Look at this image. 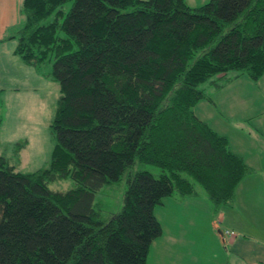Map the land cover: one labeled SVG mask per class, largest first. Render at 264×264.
<instances>
[{"label": "trees", "instance_id": "trees-1", "mask_svg": "<svg viewBox=\"0 0 264 264\" xmlns=\"http://www.w3.org/2000/svg\"><path fill=\"white\" fill-rule=\"evenodd\" d=\"M19 17L14 54L51 62L60 95L48 166L0 157V264H146L162 199L199 187L213 213L233 204L250 170L193 108L264 74V0H21ZM124 175L121 209L104 218L95 196Z\"/></svg>", "mask_w": 264, "mask_h": 264}, {"label": "crops", "instance_id": "crops-1", "mask_svg": "<svg viewBox=\"0 0 264 264\" xmlns=\"http://www.w3.org/2000/svg\"><path fill=\"white\" fill-rule=\"evenodd\" d=\"M20 4L21 0H0V85L5 86H0V98L7 92L18 94L17 89L6 86L16 78L29 82L28 87L33 82L32 66L14 54L16 41L7 37L19 27ZM222 90H231L234 104H242L244 113L240 119L221 120V129L212 128L227 138L231 151L242 157L250 172L240 181L233 204L217 214L199 188L194 197L172 196L154 208L160 224L158 216L164 218L169 213L166 204L173 214L166 227L161 224L162 234L152 242L146 264H264V74L257 82L240 77ZM6 117L8 114H3L2 121L0 115V132ZM232 122L247 124L249 130L237 127L235 131L228 126ZM224 127L235 136L226 133ZM226 231L236 237L231 238ZM211 242L218 244V254L211 251Z\"/></svg>", "mask_w": 264, "mask_h": 264}, {"label": "rangeland", "instance_id": "rangeland-1", "mask_svg": "<svg viewBox=\"0 0 264 264\" xmlns=\"http://www.w3.org/2000/svg\"><path fill=\"white\" fill-rule=\"evenodd\" d=\"M208 1L209 0H185V3L191 8H196L206 4ZM70 4L71 3L68 2L65 9H67ZM51 65V62L43 64L40 71L31 67L33 76L32 85L28 87L30 85L29 82L25 83L21 81V79L16 78L15 81L9 82L6 86L17 89L18 94L13 91L7 92L8 95L0 98V115L2 121L3 114H8L0 132V157L16 171L23 173L34 172L47 167L49 163L50 152L54 145V138L50 132L49 126L56 109V101L60 95L58 84L48 76ZM24 87L27 88L24 89ZM208 91L211 92L214 103L200 101L194 106V114L199 119L205 122L208 121L211 128L213 127L216 129V127H218V129H221L219 124L224 118H241L240 115L244 113L241 108L242 104H234L231 90L227 92V90L214 91L207 89V92ZM225 92L227 93L225 94ZM2 110H4L3 114L1 112ZM250 117L254 118L256 116L252 115ZM238 123L234 124L232 122V124L228 126L235 131L237 127L242 131L249 130V125ZM224 128L226 133H230V136H235L234 132H229L227 127ZM22 161H26V163H22ZM133 169L134 171L146 170L154 175H158L159 173V170L152 166H142L138 163H136ZM126 175H124L119 182L107 185L101 193L95 196L94 203L102 214V217L110 218L120 211L122 198L127 188ZM72 187L73 183L70 179L61 180L50 185V189L58 191H66ZM205 196L204 194L203 197L205 198ZM169 198L170 197H166L162 199V202H166ZM207 202L209 206H211L210 201ZM157 207L158 205L154 208ZM166 210H168L169 213L165 215L164 218L158 216L161 224L165 227L166 222L170 220V216L173 214V210H170L167 204ZM153 214L155 215L154 212ZM156 216L157 214L155 217ZM225 234L229 235L231 238L235 236L233 232L229 231H226ZM210 245L212 246V252L217 254L220 252L219 249H216L218 244L211 242Z\"/></svg>", "mask_w": 264, "mask_h": 264}]
</instances>
